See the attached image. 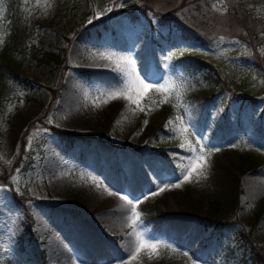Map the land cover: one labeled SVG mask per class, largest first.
<instances>
[{
  "label": "rangeland",
  "instance_id": "rangeland-1",
  "mask_svg": "<svg viewBox=\"0 0 264 264\" xmlns=\"http://www.w3.org/2000/svg\"><path fill=\"white\" fill-rule=\"evenodd\" d=\"M10 2L0 0V46L10 7L27 35L0 99V169L23 137L28 165L0 184V264H249L254 250L264 264V0L194 13L182 0ZM181 12L201 39L171 22ZM43 51L58 59L38 60ZM188 54L212 69L190 68ZM129 72L169 90H150L143 112L108 99ZM201 146L204 177L171 187ZM124 195L159 255L131 259Z\"/></svg>",
  "mask_w": 264,
  "mask_h": 264
},
{
  "label": "trees",
  "instance_id": "trees-1",
  "mask_svg": "<svg viewBox=\"0 0 264 264\" xmlns=\"http://www.w3.org/2000/svg\"><path fill=\"white\" fill-rule=\"evenodd\" d=\"M10 5L15 6V2L13 0H10ZM189 2V1H188ZM186 6L185 10L194 13V11H200V9L207 8L209 0H192V3H194V8L190 9V7H187L188 5L185 4V0H182L181 2ZM192 6V5H191ZM200 7V9H199ZM10 7V17L11 21L9 22V31L7 36L5 37L2 45L0 46V99L3 97L4 94L7 93L9 89V84L7 81V72H15L16 71V65L14 64V58L13 55L16 52H24L25 51V40L27 31L25 29V26L23 22L18 18L17 12L13 10V8ZM199 9V10H198ZM194 10V11H193ZM142 11L144 13H147V11H150V8L145 6L142 8ZM185 14L187 12L182 13V18H178L177 16L170 19L172 23H174L179 29L180 33L182 34L183 38L188 39L191 37H195L198 39H201V35L197 34L193 28L187 27L183 24V22L186 20ZM36 54H34L35 56ZM38 57V60H57L58 59V53H51L47 51L40 52ZM183 62L187 64L192 69H206L209 71V69H212V65L209 61L204 60L202 57L198 55H186L183 58ZM23 139L20 143V151L19 154L16 156L15 162H9L6 165H3L0 169V184L5 183L9 176L13 173L14 168L18 167L19 165L21 167H27L28 161L23 160V154H21L22 151V145H23ZM241 235V234H240ZM258 251L254 250V253L252 256L249 257L251 260L249 264H262V262L257 257Z\"/></svg>",
  "mask_w": 264,
  "mask_h": 264
},
{
  "label": "snow or ice",
  "instance_id": "snow-or-ice-1",
  "mask_svg": "<svg viewBox=\"0 0 264 264\" xmlns=\"http://www.w3.org/2000/svg\"><path fill=\"white\" fill-rule=\"evenodd\" d=\"M110 10V9H109ZM99 59H108L111 60L112 56L100 53L97 57ZM126 60L127 64L131 65L133 62L130 59L123 58ZM155 92H166L169 90V88L166 85H160V86H154L149 83H145L143 80H141L138 76H134L132 72L128 73V80L125 83L124 87L120 89L119 91H113L108 94V99H117V98H123L125 100H128L129 102L136 104L140 111H144L143 107H140V102L143 100L144 96L150 91L153 90ZM135 93V95H133ZM167 101V97H165V102ZM108 101L105 100L104 103H107ZM179 119V118H178ZM147 123V121H145ZM182 123V121H181ZM182 132H186L187 129L182 128ZM184 145H181L183 147ZM190 152L196 153V148H189ZM206 155H210V153L205 154L203 147L201 146L199 148V152L196 155H193L188 158V161L186 164L183 165L184 168V174H183V181L178 184L171 185V187L179 188L181 187V184L183 182H189L193 176H195L196 180L199 181V179L203 178L205 175V170L208 166ZM95 182V181H94ZM97 186H99L102 182H96ZM166 187H159L157 192H153L151 195H159L160 193L164 192ZM105 191H108L107 188H105ZM108 195H114L111 191H108ZM122 200H124L128 205H131L132 208V217H130L131 224L133 226V232L135 233L136 237V247L135 252L132 255L131 259H136L137 255L144 250L146 251V254L149 258H151L153 255H159V252L157 251L158 248L161 246L155 243H151L150 241H147L144 239L143 234L139 231H136V225L139 221L140 214L137 212L136 205L128 199L126 195L120 197ZM147 198V197H146Z\"/></svg>",
  "mask_w": 264,
  "mask_h": 264
},
{
  "label": "bare ground",
  "instance_id": "bare-ground-1",
  "mask_svg": "<svg viewBox=\"0 0 264 264\" xmlns=\"http://www.w3.org/2000/svg\"><path fill=\"white\" fill-rule=\"evenodd\" d=\"M117 100V99H116Z\"/></svg>",
  "mask_w": 264,
  "mask_h": 264
}]
</instances>
